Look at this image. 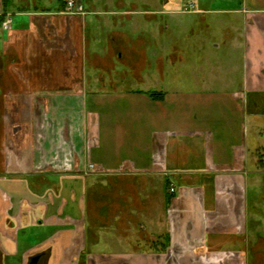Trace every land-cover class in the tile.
I'll use <instances>...</instances> for the list:
<instances>
[{
	"label": "crops",
	"instance_id": "0c3cea01",
	"mask_svg": "<svg viewBox=\"0 0 264 264\" xmlns=\"http://www.w3.org/2000/svg\"><path fill=\"white\" fill-rule=\"evenodd\" d=\"M40 1L5 11L0 0L2 26L12 17L0 59L28 90L47 92L43 102H0V264H30L38 253L42 264H242L241 255L225 258L250 252L247 180L264 173V0L222 9L198 0L195 13L231 15L228 25L242 27L233 44L245 76L221 90L105 81L101 72L112 75L117 62L140 84L157 83L156 67L142 75L157 64L142 37L110 33L107 52L89 54L94 22L133 23L137 5L115 11L83 0V18ZM144 7L156 35L157 13ZM87 60L96 78L84 77ZM100 83L110 89L89 88Z\"/></svg>",
	"mask_w": 264,
	"mask_h": 264
},
{
	"label": "rangeland",
	"instance_id": "374dc122",
	"mask_svg": "<svg viewBox=\"0 0 264 264\" xmlns=\"http://www.w3.org/2000/svg\"><path fill=\"white\" fill-rule=\"evenodd\" d=\"M26 1L13 0L12 4L10 3L8 6V10H13L16 4L25 5ZM79 1L83 0H77V2ZM40 2L43 3L44 1L41 0ZM119 2L120 0H94V4L99 5L101 8L109 7L115 11L130 9L133 5H137V9L143 14L135 16V21L138 22L134 21L130 24L129 21L132 20L126 21L128 20L127 17H119L120 22L116 24L114 23L115 18L112 16L106 17L108 20L105 21L109 24L105 27L100 26L98 22H94L93 26L90 27L88 36L89 54L96 50L101 54H105L107 52V36L110 33H125L127 39L131 42H136L139 37H142L145 44L140 46L141 50L154 54L157 58V64L145 68L142 75L151 76L156 67L157 83L155 84L156 87L148 81L140 84L137 82V76L133 69L126 68L117 62L112 75L104 71L101 72L100 77L105 78V81L106 78L118 79L125 84L124 86L131 87V89L153 90L161 84L160 87L172 88L178 86L195 90L199 89L201 84H209L211 89L221 90L227 88L228 85L234 86L233 81L239 80L240 82L241 78L245 76L242 69L243 60L240 59L242 47L240 51H235L233 44L234 40L240 35L238 30H242V27L228 25L234 20L231 15L217 14V12H211L207 15L195 13V11L201 9L198 0H175V4L165 8L161 4V0H125L126 5L122 8L118 7ZM203 2L212 3L211 7L214 9H222L229 7L230 4L228 3L233 4L234 0H203ZM47 3L57 8L61 6L62 1L48 0ZM146 5L157 13L156 35L153 32L154 21L147 20V8L144 7ZM191 5H194V11L185 12V8H189ZM64 12L66 14H77L83 18L87 16L86 11L81 10L80 13H70L66 10V7H64ZM122 21H124V24ZM236 23L238 24L237 21ZM7 38L8 33L3 29L1 22L0 55L5 51L4 39ZM214 44H220L221 48L216 50ZM6 57L0 59V64L2 63L0 65V102H43L44 95L41 96V94L47 92L28 90L27 86L22 83L20 74L15 76L10 74V60ZM235 64L238 66H235ZM91 66L87 60L82 69L87 80L93 77L96 78V70ZM18 70L23 69L18 67ZM16 79L18 83L15 81ZM92 87L110 89L102 83L89 85V88ZM88 91L87 93H93V90ZM251 102H257V99L252 97ZM18 112L19 115L21 114L25 118L26 110L24 108H20ZM258 114L264 117V107L258 109ZM18 175V177L23 176V173ZM247 181L244 210L247 217L246 238L251 243V247L248 248L250 252H247V254H226L225 259L228 262L237 255H241L242 264H264V173H253ZM98 249L101 252L108 250L104 245ZM19 260L18 257H13L12 262L19 263Z\"/></svg>",
	"mask_w": 264,
	"mask_h": 264
},
{
	"label": "built area",
	"instance_id": "2783aa9c",
	"mask_svg": "<svg viewBox=\"0 0 264 264\" xmlns=\"http://www.w3.org/2000/svg\"><path fill=\"white\" fill-rule=\"evenodd\" d=\"M63 3L65 5V7H66V10H68L70 13H76V12L80 13L78 11V2H77V0H63ZM190 11L191 12L194 11V5H191L189 8H185V12H190ZM11 24H12V17L8 16L3 22V27L5 29H9L11 27ZM90 168H94V166L91 165ZM169 193L170 194L176 193V187L174 185H171L169 187Z\"/></svg>",
	"mask_w": 264,
	"mask_h": 264
},
{
	"label": "trees",
	"instance_id": "16d2710c",
	"mask_svg": "<svg viewBox=\"0 0 264 264\" xmlns=\"http://www.w3.org/2000/svg\"><path fill=\"white\" fill-rule=\"evenodd\" d=\"M61 1L63 2V0H61ZM12 2H13V0H3V5H4V8H5V11L8 10V6L10 5V3L12 4ZM14 9L21 10L23 8L22 7H19V5L16 4L15 7H14ZM1 20L3 21V18H1ZM151 97L162 98L163 97V94L162 93H157V94L153 93V94H151Z\"/></svg>",
	"mask_w": 264,
	"mask_h": 264
},
{
	"label": "flooded vegetation",
	"instance_id": "af4514ba",
	"mask_svg": "<svg viewBox=\"0 0 264 264\" xmlns=\"http://www.w3.org/2000/svg\"><path fill=\"white\" fill-rule=\"evenodd\" d=\"M43 256H44V254H42V253L36 254L35 256H33L31 258L30 264H42V258H43Z\"/></svg>",
	"mask_w": 264,
	"mask_h": 264
},
{
	"label": "water",
	"instance_id": "95a60500",
	"mask_svg": "<svg viewBox=\"0 0 264 264\" xmlns=\"http://www.w3.org/2000/svg\"><path fill=\"white\" fill-rule=\"evenodd\" d=\"M36 261V260H35Z\"/></svg>",
	"mask_w": 264,
	"mask_h": 264
}]
</instances>
